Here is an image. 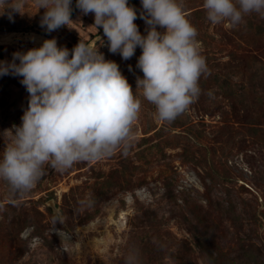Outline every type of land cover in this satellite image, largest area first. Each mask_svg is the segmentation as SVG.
Segmentation results:
<instances>
[{
  "label": "rangeland",
  "instance_id": "374dc122",
  "mask_svg": "<svg viewBox=\"0 0 264 264\" xmlns=\"http://www.w3.org/2000/svg\"><path fill=\"white\" fill-rule=\"evenodd\" d=\"M203 2L184 0L209 71L199 98L171 123L136 90L142 50L129 60L111 53L94 14L84 15L76 0L73 23L52 33L40 27L45 10L34 0L22 14L0 15V34L35 32L70 52L80 42L98 48L142 101L127 154L65 172L47 168L24 195L0 181V264H125L133 246L142 264H238L252 256L264 264V16L250 14L237 28L214 25ZM132 6L146 35L141 0ZM0 46L7 62L40 47L25 39ZM21 80L0 76V155L28 106Z\"/></svg>",
  "mask_w": 264,
  "mask_h": 264
},
{
  "label": "clouds",
  "instance_id": "9594fccd",
  "mask_svg": "<svg viewBox=\"0 0 264 264\" xmlns=\"http://www.w3.org/2000/svg\"><path fill=\"white\" fill-rule=\"evenodd\" d=\"M24 4L25 0H0V15L5 9L21 13ZM34 4L45 10L40 27L47 33L73 23L72 0H34ZM141 4L146 35L134 22L137 10L129 0H76L84 15L94 14V26L103 29L111 53L129 60L137 47L142 50L136 67L143 76H137L136 90L155 106L160 121L171 123L199 98V80L209 69L184 0H141ZM202 6L214 25L237 28L250 14L264 16V0H204ZM8 16L12 20L11 13ZM5 75L22 77L20 83L29 94L22 123L11 130L0 155V181L12 193H29L47 168L65 172L117 151L127 154L142 101L119 65L105 59L98 48L80 42L70 52L55 38L45 39L40 47L14 52L11 62L0 61V76ZM125 264H142L138 248H128Z\"/></svg>",
  "mask_w": 264,
  "mask_h": 264
},
{
  "label": "bare ground",
  "instance_id": "6f19581e",
  "mask_svg": "<svg viewBox=\"0 0 264 264\" xmlns=\"http://www.w3.org/2000/svg\"><path fill=\"white\" fill-rule=\"evenodd\" d=\"M17 39H25L27 41L32 42L33 44L41 46L43 41L47 38L35 32H29V33L22 34L20 32L11 31V32L0 34V45H7L8 43L16 41Z\"/></svg>",
  "mask_w": 264,
  "mask_h": 264
},
{
  "label": "trees",
  "instance_id": "16d2710c",
  "mask_svg": "<svg viewBox=\"0 0 264 264\" xmlns=\"http://www.w3.org/2000/svg\"><path fill=\"white\" fill-rule=\"evenodd\" d=\"M4 46H0V49L3 48ZM210 257V260L213 262V263H216L212 257V255H209ZM238 264H262V262L254 256L252 257H247V259L244 261V262H241V263H238Z\"/></svg>",
  "mask_w": 264,
  "mask_h": 264
},
{
  "label": "water",
  "instance_id": "95a60500",
  "mask_svg": "<svg viewBox=\"0 0 264 264\" xmlns=\"http://www.w3.org/2000/svg\"><path fill=\"white\" fill-rule=\"evenodd\" d=\"M135 1H136V0H132V5H134Z\"/></svg>",
  "mask_w": 264,
  "mask_h": 264
}]
</instances>
